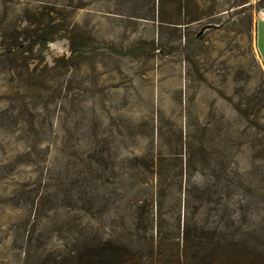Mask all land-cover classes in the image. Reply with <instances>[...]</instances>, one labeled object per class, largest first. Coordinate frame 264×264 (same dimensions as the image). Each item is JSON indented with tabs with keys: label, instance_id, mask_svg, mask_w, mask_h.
I'll list each match as a JSON object with an SVG mask.
<instances>
[{
	"label": "rangeland",
	"instance_id": "obj_1",
	"mask_svg": "<svg viewBox=\"0 0 264 264\" xmlns=\"http://www.w3.org/2000/svg\"><path fill=\"white\" fill-rule=\"evenodd\" d=\"M263 8L0 0V264H65L76 240L159 215L172 239L179 218L204 219L185 189L214 182L210 217L245 202L264 246ZM42 15L57 36L30 53L29 21Z\"/></svg>",
	"mask_w": 264,
	"mask_h": 264
},
{
	"label": "trees",
	"instance_id": "obj_2",
	"mask_svg": "<svg viewBox=\"0 0 264 264\" xmlns=\"http://www.w3.org/2000/svg\"><path fill=\"white\" fill-rule=\"evenodd\" d=\"M175 1L177 0H159V11L164 12L170 2ZM188 12L189 9L187 16L190 15ZM44 17L46 16L42 15L37 21H29L33 29L27 34L29 39L34 40L30 53H33L34 47H45L57 36V33L48 30L51 26L45 23ZM199 18H187L188 21H184V25L198 22ZM11 48H17V45L9 46L8 55L12 53ZM71 50L73 55H78L74 44ZM93 149L96 152L98 145ZM259 151L261 156L257 155V160L264 162L262 140L259 142ZM150 162L144 164L148 166ZM233 177L235 179V175ZM217 185L218 183L214 182L213 185H196L192 189H185L184 207L190 208L195 203L197 214L203 213L204 219L193 222L191 219L195 213L183 221L179 218L174 232L176 235L172 239L165 233L162 215H159L156 223L152 220L146 223L145 227H142L143 222L136 220L129 229H126L127 224H119L120 227L109 235L89 236L86 239L82 237L68 248L62 261L65 264H264L263 243L258 242V239L253 241L252 233L245 227L249 222L248 204L245 205L244 202L239 206L238 214L232 219L224 220L227 223L225 225H221L224 221L217 222L214 221V216L210 217L214 202L216 203L213 198L217 196ZM247 191L251 193L252 189ZM159 194L160 197L164 196L162 186ZM238 225L240 227H237ZM167 244L170 246V252L166 249Z\"/></svg>",
	"mask_w": 264,
	"mask_h": 264
},
{
	"label": "crops",
	"instance_id": "obj_3",
	"mask_svg": "<svg viewBox=\"0 0 264 264\" xmlns=\"http://www.w3.org/2000/svg\"><path fill=\"white\" fill-rule=\"evenodd\" d=\"M257 44L259 54L264 65V8L260 12L259 21L257 24Z\"/></svg>",
	"mask_w": 264,
	"mask_h": 264
}]
</instances>
